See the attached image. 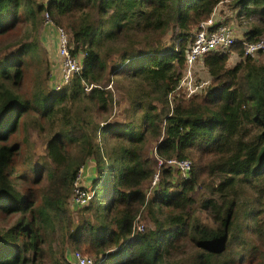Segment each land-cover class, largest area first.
<instances>
[{
  "label": "trees",
  "instance_id": "16d2710c",
  "mask_svg": "<svg viewBox=\"0 0 264 264\" xmlns=\"http://www.w3.org/2000/svg\"><path fill=\"white\" fill-rule=\"evenodd\" d=\"M222 1L0 0V35L14 28L21 16L35 21L46 13L69 33L71 53L83 55L82 70L69 85L60 91L37 90L31 99L16 89L35 42L21 43L0 58V212L20 215L0 233V264H58L59 259L45 257L49 234L54 238L57 232L70 239L73 248L86 247L96 255L116 248L103 264H111V258L116 264H183L171 256L187 248L193 254L185 264H245L247 258L264 264V225L259 218L264 213V63L244 56L241 43L232 46L241 58L232 67L226 65L227 53H206L202 63L211 80L204 94L171 106L168 100L184 67L191 31ZM230 2L239 14L259 16L245 33L246 40L264 36V0ZM171 29L177 33L164 45L161 37ZM130 36H135L130 43L144 40L145 47L137 50L131 44L121 50L112 72L131 79L134 120L94 123L88 112V119L78 117L77 122L62 117L61 127L46 143L50 163L34 168L35 182L45 183L35 193L18 191L11 179L18 145L9 139L22 117L34 110L51 119L67 99L82 104V111H107L112 95L104 84L106 57L118 49L108 47ZM81 120L94 123L92 133ZM98 133L115 138L106 154L92 138ZM160 136L158 157L190 158L192 166L189 176L173 184L167 181L170 170L163 169L160 185L148 199L143 187L155 170L145 144ZM88 157L96 165L97 204L92 206L94 218L73 227L67 200ZM104 182L106 203L98 196ZM196 188L207 189L208 195L196 199ZM142 206L153 228L136 232L133 224Z\"/></svg>",
  "mask_w": 264,
  "mask_h": 264
},
{
  "label": "rangeland",
  "instance_id": "374dc122",
  "mask_svg": "<svg viewBox=\"0 0 264 264\" xmlns=\"http://www.w3.org/2000/svg\"><path fill=\"white\" fill-rule=\"evenodd\" d=\"M37 1L41 3L46 2V0ZM230 3V0H224L218 3L213 9L210 17L213 18L215 23L228 25L233 29L235 39L234 44L247 41L245 38V33L250 30L254 23L259 21V16L257 14L247 16L244 12L239 14V9L234 8ZM94 16L97 17L96 15ZM56 28L58 27H56L54 24L46 22L44 13H42L36 17L35 21L25 20L23 16H21L19 22L14 28L0 35V58L10 55V53L21 43L34 41L37 45L35 52L26 60L23 78L20 85L16 89V92L22 97L31 99L34 92L37 90L60 91L64 86L69 85L66 84L61 87L60 84L59 90H55V87L61 78L62 70L61 58H58L55 54L58 42ZM195 29L196 28H193L191 31L192 35L194 34ZM176 33V30L174 31L173 29L165 33L161 37L163 44L169 45L174 39ZM67 36L69 39V44L74 47L70 43L69 33H67ZM191 37H189L190 40ZM131 39H135V36H130L126 42L122 41L119 44L108 47V49H110L117 46L118 49L112 51L106 57L108 67L104 84H106V88L112 95L111 106L107 111H98L96 107H93L91 111H82V109H84L82 104L73 105L70 99H67L65 104L61 103L64 108L59 110L57 115L51 119L40 117L38 112L34 110H30L28 114L22 117L16 133L9 139L10 142H14L18 145V151L13 160V173L11 175V179L13 180L15 188L18 191L25 192L28 190L29 192L31 191L32 193H35L40 185L45 183V181L42 183V180L38 183L35 182V178L37 176L34 168L50 163V160L46 155V143L47 140L61 127L60 119L62 117L67 116L71 118L69 120L72 122H77L78 117L88 119L89 116L86 117L85 115L88 112L93 117L94 123L107 122L112 124H122L126 121L134 120L132 108L130 106V95H132L130 94V89L132 88L131 79L125 78L123 73H119V71L115 73L112 72L113 68L119 62V57L122 53L121 50L128 48L131 44H134V48L137 50H141L145 47L144 40H141L139 43H130ZM189 41H187V45ZM227 54L228 57H231L226 63L228 67H232L236 63L237 59H241L240 56L235 51H233L232 47L227 52ZM254 59L258 62H264V53H260L258 56H255ZM183 69H181V75L183 73ZM210 80L211 77L204 67L202 60L198 61L194 67L193 74V83L198 87L196 92L190 97L183 96L181 91L178 93L175 92L174 97L170 100V106L174 105L178 99L188 100L195 95H203L205 87L210 84ZM157 106H159V108L161 107V105L158 103ZM78 122L85 127L88 133H92V127L94 123L88 124L82 120ZM161 125H163V122ZM161 137L162 136H160L158 140L151 138L145 144L146 156L150 158L151 165L153 166L155 173H158L156 187L152 186V180L148 181L143 187L148 199L154 194L156 188H158V185H160L163 169L170 170V176L167 177V181L172 184L179 182L180 179H183L186 176H189V173H183L182 170L177 168L176 165H169L165 162L166 160H161L162 163H160V159L158 160L156 158V144L159 140H161ZM92 138L94 141L99 142L103 146L105 154L106 151L116 142L115 138H113L110 134L99 135L98 133L96 137L94 136ZM186 160L190 161L191 168L192 160L190 158H186ZM95 166L94 159L92 157H88L78 169V177L76 180L78 183L77 185H81L86 190H88L91 193V198L83 204H77L75 202L71 203L68 198L67 207L71 211L73 227L77 226L88 217L91 219L94 218V208H92V206L93 203L95 205L97 204L95 200V193L96 189L98 188V186L94 184V181L97 177ZM41 177L44 179L43 173ZM262 181H264V179H262ZM107 188V182H104L101 188L98 190V196L100 200L103 201V203L107 202ZM202 194L208 195L207 189L196 188L193 192V196H195L196 199L200 198ZM92 199L93 202L90 204ZM262 205L264 209V199ZM86 206H88L87 209ZM19 218L20 215L17 213L5 214L0 212V233L13 226ZM259 218L261 219V224L264 225L263 212H261ZM133 226L134 231L136 232H145L146 230L153 228V222L150 219L145 206L140 208L138 214L135 217ZM138 227L141 229H138ZM49 236L50 241L47 242L45 246V248H47L45 251V257L47 256L49 259L52 257L59 259L58 264H74V259L72 256L74 251H79L82 254L97 260L102 258L104 259L103 261H105L107 253H112L116 249L111 248L106 253L96 255L95 253L87 252L86 247H82L81 249L73 248L70 244V239H65V237H63L60 232H57L54 238L52 237V234H49ZM261 238L263 237L261 236ZM257 242H259V239ZM262 244H264V241ZM61 254H63L62 260L60 259ZM192 254L193 249L191 248H187L185 250H175L172 253L171 259L174 261H181V263L185 264L189 262ZM116 261L117 260L114 258H111V264H116ZM255 262L258 261L252 260V263L258 264ZM103 263L104 262L101 264ZM252 263L249 262L248 258L245 261V264Z\"/></svg>",
  "mask_w": 264,
  "mask_h": 264
},
{
  "label": "built area",
  "instance_id": "2783aa9c",
  "mask_svg": "<svg viewBox=\"0 0 264 264\" xmlns=\"http://www.w3.org/2000/svg\"><path fill=\"white\" fill-rule=\"evenodd\" d=\"M44 16L46 22L52 23L48 14L45 13ZM56 32L58 39L56 52L57 56L61 58L62 61L61 78L55 87V90H59L60 84L61 87L69 84L73 76L80 73L83 67V55H74L71 53L70 50L72 49V46L69 44L67 32L63 28H56ZM234 40L233 29L230 26L217 24L213 21L212 17L201 21L197 25L195 32L192 35L191 40L189 41L185 50L186 52L183 73L180 76L173 91L168 95L169 103L174 97L175 92L178 93L181 91L185 97L192 96V94H194L198 88L193 83L194 67L196 63L202 60V57L209 52L227 53L234 45ZM241 43L243 44L242 48L244 56H249L254 59L255 56H258L260 53H264V36L259 37L255 41H242ZM156 158L158 160L160 159V163H162L161 160H166L165 162L167 164L176 165L177 168L181 169L183 173L190 172L191 168L189 160L177 159L175 157L162 159L157 156ZM77 175L73 182V189L71 196L69 197V201L71 203L75 202L77 204H83L91 198V193L81 185H77ZM157 179L158 173L156 174L154 171V175L151 179L153 187H156ZM138 229L141 228L138 227ZM72 256L74 259V264H101L104 260L102 258H99L98 260L94 259L82 254L79 251H74Z\"/></svg>",
  "mask_w": 264,
  "mask_h": 264
},
{
  "label": "crops",
  "instance_id": "0c3cea01",
  "mask_svg": "<svg viewBox=\"0 0 264 264\" xmlns=\"http://www.w3.org/2000/svg\"><path fill=\"white\" fill-rule=\"evenodd\" d=\"M55 54L57 55L56 51ZM58 57V56H57ZM59 58V57H58ZM231 57L229 56L228 59H230ZM240 59H237L236 62H238Z\"/></svg>",
  "mask_w": 264,
  "mask_h": 264
}]
</instances>
